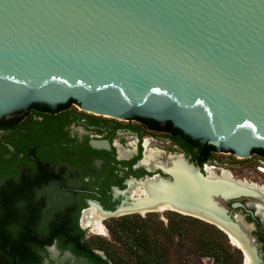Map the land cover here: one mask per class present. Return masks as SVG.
<instances>
[{"label": "water", "instance_id": "95a60500", "mask_svg": "<svg viewBox=\"0 0 264 264\" xmlns=\"http://www.w3.org/2000/svg\"><path fill=\"white\" fill-rule=\"evenodd\" d=\"M69 99L249 156L264 148V0H0V118ZM207 207L262 264L255 226Z\"/></svg>", "mask_w": 264, "mask_h": 264}, {"label": "flooded vegetation", "instance_id": "af4514ba", "mask_svg": "<svg viewBox=\"0 0 264 264\" xmlns=\"http://www.w3.org/2000/svg\"><path fill=\"white\" fill-rule=\"evenodd\" d=\"M215 205L255 226L264 264V148L240 157L169 121L97 114L73 99L0 118V264H167L166 243L182 235L213 264L199 241L244 264L199 216ZM126 206L149 208L107 215Z\"/></svg>", "mask_w": 264, "mask_h": 264}, {"label": "rangeland", "instance_id": "374dc122", "mask_svg": "<svg viewBox=\"0 0 264 264\" xmlns=\"http://www.w3.org/2000/svg\"><path fill=\"white\" fill-rule=\"evenodd\" d=\"M190 231L191 227L189 226ZM171 238V237H170ZM167 242V241H166ZM167 264H213L211 257L203 256L191 242L190 236L182 235V239L166 243ZM234 256H230L228 264H242Z\"/></svg>", "mask_w": 264, "mask_h": 264}, {"label": "trees", "instance_id": "16d2710c", "mask_svg": "<svg viewBox=\"0 0 264 264\" xmlns=\"http://www.w3.org/2000/svg\"><path fill=\"white\" fill-rule=\"evenodd\" d=\"M199 245L205 253H212L216 255V264H227V259L220 256L222 249L214 242L211 241H199Z\"/></svg>", "mask_w": 264, "mask_h": 264}, {"label": "bare ground", "instance_id": "6f19581e", "mask_svg": "<svg viewBox=\"0 0 264 264\" xmlns=\"http://www.w3.org/2000/svg\"><path fill=\"white\" fill-rule=\"evenodd\" d=\"M263 206V205H262ZM166 207V206H165ZM196 215V214H195ZM198 215V214H197ZM200 216V215H199Z\"/></svg>", "mask_w": 264, "mask_h": 264}]
</instances>
